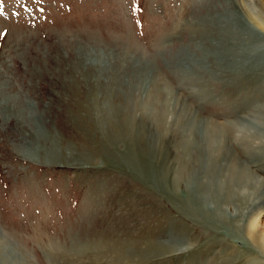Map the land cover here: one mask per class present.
Returning a JSON list of instances; mask_svg holds the SVG:
<instances>
[{
	"label": "rangeland",
	"instance_id": "374dc122",
	"mask_svg": "<svg viewBox=\"0 0 264 264\" xmlns=\"http://www.w3.org/2000/svg\"><path fill=\"white\" fill-rule=\"evenodd\" d=\"M263 8L0 0V264H264Z\"/></svg>",
	"mask_w": 264,
	"mask_h": 264
},
{
	"label": "bare ground",
	"instance_id": "6f19581e",
	"mask_svg": "<svg viewBox=\"0 0 264 264\" xmlns=\"http://www.w3.org/2000/svg\"><path fill=\"white\" fill-rule=\"evenodd\" d=\"M264 9V8H263ZM263 9H260V12H259V15L260 16H262V17H264V11H263ZM255 18V17H254ZM256 19V18H255ZM256 21H257V19H256ZM260 21L262 22V23H264V18L263 19H260ZM235 23H236V21H235ZM227 24H228V22H227ZM239 24V23H238ZM229 25V24H228ZM235 26H236V24H235ZM222 28H223V26H222ZM227 28V27H226ZM239 29V28H238ZM244 29V28H243ZM243 29H241V30H243ZM225 30V29H224ZM229 30V29H228ZM247 32V31H246ZM241 33V32H240ZM248 33V32H247ZM239 34V33H238ZM242 34V33H241ZM246 34V33H245ZM232 37H233V35H232ZM248 36L246 35V37L245 38H247ZM240 39V38H239ZM242 40V39H241ZM241 42H243V40L241 41ZM248 42V41H247ZM240 44V43H239ZM253 44V43H252ZM236 46V45H235ZM238 50V49H237ZM254 52V51H253ZM236 54V53H235ZM246 54V53H245ZM130 105V103L128 102V106ZM106 106H112L109 102H108V104H106ZM146 109H149V108H146ZM207 125H208V123H207ZM216 130V134H214V131ZM215 130H211V128H210V126H208V129L206 128V131H205V136H207L206 137V141L207 142H212V140L214 141V139L215 140H217V144H219V142H220V137H221V134L220 133H218L219 131H218V129L216 128ZM203 131V130H202ZM190 132H191V134H193V132L192 131H187V130H183L182 132H181V134H180V138H181V136H182V138L181 139H183L182 141H183V143H182V145L184 146L182 149H183V154H187V153H185V152H188V150H189V141H188V137H191V135H190ZM197 133V132H196ZM202 135H204V134H202ZM214 137V138H213ZM210 142V143H211ZM181 145V146H182ZM186 146V147H185ZM205 146V145H204ZM181 149V150H182ZM210 149V148H209ZM213 152V151H212ZM230 158H231V156H230ZM234 159V158H233ZM194 163V162H193ZM197 164V163H196ZM192 167V166H191ZM210 168V167H209ZM213 172H210V175H208V179H209V181H210V184L211 185H213V190H215V191H217L216 193H221L222 195H226V194H230V193H233V189H234V187H236V185H239V184H242V185H244L246 182H247V180L249 179V174H248V172H247V170H245V169H242V168H244V167H242L241 165H239L237 162H234V161H232V160H230L229 162L227 161V164L225 165V166H223L222 164L220 165V164H218V163H214L213 164ZM188 170V169H187ZM215 171V172H214ZM193 175V174H192ZM221 176H223V178L221 177ZM221 177V178H220ZM213 190L212 189H210V191H212L213 192ZM214 196H216L215 194H213ZM221 198H222V196L221 197H218V198H216V199H218V201H217V203H220L219 201L221 200ZM216 203V204H217ZM218 205V204H217ZM202 207H203V205H202ZM218 207V208H217ZM216 207V209H214L213 210V212H216V214L215 215H224L225 213H226V211H225V209L223 210V209H221L219 206H217ZM222 207V206H221ZM216 210V211H215ZM206 211H209V209H206ZM223 211V212H222ZM210 215H212V214H210ZM254 223H255V221H253L252 222V226H251V231H252V233H253V235H254V231H255V227H254ZM256 233V232H255ZM252 235V234H251ZM259 236V235H258ZM258 236H257V238H258ZM262 236V235H261ZM253 237H255V236H253ZM263 237V238H262ZM261 238H260V241L261 242H263L264 243V236H262Z\"/></svg>",
	"mask_w": 264,
	"mask_h": 264
},
{
	"label": "snow or ice",
	"instance_id": "6c2138e0",
	"mask_svg": "<svg viewBox=\"0 0 264 264\" xmlns=\"http://www.w3.org/2000/svg\"><path fill=\"white\" fill-rule=\"evenodd\" d=\"M137 11H138V8H137L136 5L134 4V6H133V13L135 14V12H137ZM2 14H3V13H0V15H2ZM138 23H139V21H138ZM5 34H6L5 32L0 31V37H3Z\"/></svg>",
	"mask_w": 264,
	"mask_h": 264
}]
</instances>
